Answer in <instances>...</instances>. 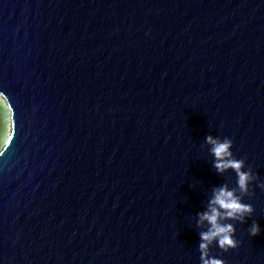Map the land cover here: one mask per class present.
I'll list each match as a JSON object with an SVG mask.
<instances>
[{"label":"water","instance_id":"95a60500","mask_svg":"<svg viewBox=\"0 0 264 264\" xmlns=\"http://www.w3.org/2000/svg\"><path fill=\"white\" fill-rule=\"evenodd\" d=\"M0 94V264H200L196 214L241 195L207 136L254 175L210 254L264 264V0H0Z\"/></svg>","mask_w":264,"mask_h":264},{"label":"clouds","instance_id":"9594fccd","mask_svg":"<svg viewBox=\"0 0 264 264\" xmlns=\"http://www.w3.org/2000/svg\"><path fill=\"white\" fill-rule=\"evenodd\" d=\"M207 144L211 145L210 152L213 157V167L218 174L231 170L236 175V189L229 188L222 184L212 189L204 209L198 212L197 226L206 225L199 233L198 251L200 252V264H224L222 259L210 254L213 243L222 251L227 252L235 249L239 241L235 238L236 228L229 221L244 223L251 216L254 209L251 204L243 202L242 195L248 193L249 185L254 180L251 170L245 169L242 159H236L232 155V140L225 137L223 139L207 136ZM264 188V184L258 185ZM261 231L259 224L255 221L249 226L247 232L251 237L256 236Z\"/></svg>","mask_w":264,"mask_h":264},{"label":"rangeland","instance_id":"374dc122","mask_svg":"<svg viewBox=\"0 0 264 264\" xmlns=\"http://www.w3.org/2000/svg\"><path fill=\"white\" fill-rule=\"evenodd\" d=\"M10 110L0 95V148L3 146L11 129Z\"/></svg>","mask_w":264,"mask_h":264},{"label":"bare ground","instance_id":"6f19581e","mask_svg":"<svg viewBox=\"0 0 264 264\" xmlns=\"http://www.w3.org/2000/svg\"><path fill=\"white\" fill-rule=\"evenodd\" d=\"M1 95V94H0ZM2 96V95H1ZM3 99L5 100V102H6V104H7V106H8V108H9V105H8V103H7V101H6V99L3 97ZM10 110V109H9ZM10 125H11V122H10Z\"/></svg>","mask_w":264,"mask_h":264}]
</instances>
